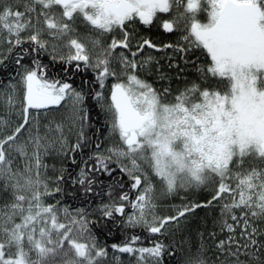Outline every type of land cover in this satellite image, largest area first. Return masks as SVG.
<instances>
[{
	"label": "snow or ice",
	"instance_id": "6c2138e0",
	"mask_svg": "<svg viewBox=\"0 0 264 264\" xmlns=\"http://www.w3.org/2000/svg\"><path fill=\"white\" fill-rule=\"evenodd\" d=\"M177 255L264 264V0H0V264Z\"/></svg>",
	"mask_w": 264,
	"mask_h": 264
},
{
	"label": "rangeland",
	"instance_id": "374dc122",
	"mask_svg": "<svg viewBox=\"0 0 264 264\" xmlns=\"http://www.w3.org/2000/svg\"><path fill=\"white\" fill-rule=\"evenodd\" d=\"M149 79H152V78L149 77ZM188 198L192 200H196V201H203L207 198H210V192L209 190H206V189L194 190L188 194ZM174 202L179 203V200L177 199ZM165 207H167V205H165ZM199 212L201 214H199ZM213 216H214V213L209 210L198 209L197 213L189 218V220L186 222V224L182 228V231L180 233H177L175 237L176 238L178 237L181 240V235H183L184 238L188 241H192V242L197 241L198 230L204 231L205 229H211ZM193 219L194 221L197 220V222H195V225L191 226V224L194 222ZM188 232L191 235H193L192 240L187 237V235L189 234ZM125 264H127V258L125 259Z\"/></svg>",
	"mask_w": 264,
	"mask_h": 264
},
{
	"label": "trees",
	"instance_id": "16d2710c",
	"mask_svg": "<svg viewBox=\"0 0 264 264\" xmlns=\"http://www.w3.org/2000/svg\"><path fill=\"white\" fill-rule=\"evenodd\" d=\"M55 71L59 72V69H56ZM90 77H91V73L90 72L81 73V74H79V75H77L75 77V84L78 85L80 83L81 79H88ZM98 114H99V110L98 109L94 110L92 112V115H93L94 118H96L98 116ZM100 119H101V122H102V116L100 117ZM199 214H201V213L199 212ZM193 221H194V219H193ZM195 222H197V220L194 221L191 224V226L195 225ZM109 228H111V233L110 234H108V230L107 229H105V230H103V231L98 233V235L100 236L101 240L102 241H106L109 245L112 244V243H121L124 240V238H125V234L120 229L116 228L114 225L109 224ZM137 232H138V234H140L142 236L146 235L144 233H140L139 230H137ZM188 233H186V234H188ZM187 237L189 239H191V240L193 239V235H191L190 233L187 235ZM179 242H180V239L178 237L177 238L175 237L173 243L176 244V243H179ZM179 260H180V255H177L175 260L168 259L167 260V264H177V261H179Z\"/></svg>",
	"mask_w": 264,
	"mask_h": 264
},
{
	"label": "flooded vegetation",
	"instance_id": "af4514ba",
	"mask_svg": "<svg viewBox=\"0 0 264 264\" xmlns=\"http://www.w3.org/2000/svg\"><path fill=\"white\" fill-rule=\"evenodd\" d=\"M151 35L153 36V39H155L158 42H168L176 39L175 36L162 34L160 32H157L155 29H153V33ZM161 63H164V61H161ZM174 86H176L175 82H174Z\"/></svg>",
	"mask_w": 264,
	"mask_h": 264
}]
</instances>
